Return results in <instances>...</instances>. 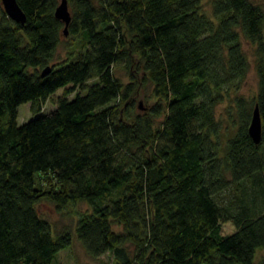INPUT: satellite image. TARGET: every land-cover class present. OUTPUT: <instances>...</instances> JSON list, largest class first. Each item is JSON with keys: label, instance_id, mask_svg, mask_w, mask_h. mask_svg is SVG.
I'll return each instance as SVG.
<instances>
[{"label": "trees", "instance_id": "obj_1", "mask_svg": "<svg viewBox=\"0 0 264 264\" xmlns=\"http://www.w3.org/2000/svg\"><path fill=\"white\" fill-rule=\"evenodd\" d=\"M18 1L25 21L0 0V264H58L75 239L99 264L251 263L264 246V4L68 0L65 33L60 0ZM24 101L34 115L19 122ZM80 200L58 228L39 208Z\"/></svg>", "mask_w": 264, "mask_h": 264}, {"label": "rangeland", "instance_id": "obj_2", "mask_svg": "<svg viewBox=\"0 0 264 264\" xmlns=\"http://www.w3.org/2000/svg\"><path fill=\"white\" fill-rule=\"evenodd\" d=\"M264 4V0H257ZM204 8L207 12L212 13V0H203ZM69 35L67 34L65 38H63L57 46L56 54L54 57L55 61L62 59L67 54L68 50V40ZM243 45L247 50L250 58H251V67L247 73V76L242 82V86L240 90L244 91L247 94H252L255 92L257 88V80L258 76L254 66V58H253V47L254 43L243 39ZM124 68H119L118 72L122 74L125 79H128L127 74H125ZM65 86L59 87L50 98H48L45 103L43 110L52 109L56 105L55 97L57 98L59 94L63 93ZM151 89L147 85H142L139 90L138 99L141 102V106L148 105V101L152 100V95L146 96L150 93ZM76 91L72 90L69 95H74ZM227 100H224L217 104V113L220 114L225 111ZM143 104V105H142ZM34 115V111L30 106V102L24 101L19 104V113H18V121L22 122ZM87 202L80 200L75 205H69L66 208L58 209L53 202L50 201H41L39 203L40 210L47 215L53 222L56 228L61 227L64 223H71L76 218L80 210L87 208ZM60 261L58 264H75L77 260H80L82 264H99L97 259L91 257L85 250L84 246L78 239H75L73 244L69 247H66L59 252ZM264 259V246H260L257 248L254 260L251 263H235V264H260V262Z\"/></svg>", "mask_w": 264, "mask_h": 264}, {"label": "water", "instance_id": "obj_3", "mask_svg": "<svg viewBox=\"0 0 264 264\" xmlns=\"http://www.w3.org/2000/svg\"><path fill=\"white\" fill-rule=\"evenodd\" d=\"M6 11L15 19L25 21L27 14L18 0H2ZM56 14L64 20V32H68V25L71 20V12L68 0H60L55 9ZM50 69V65H46L42 72ZM249 131L255 141H259L262 135V118L259 110L258 103L255 104L253 109L251 121L249 124Z\"/></svg>", "mask_w": 264, "mask_h": 264}]
</instances>
